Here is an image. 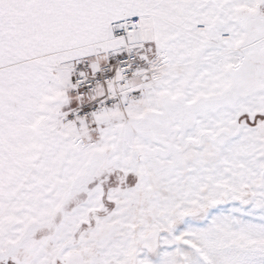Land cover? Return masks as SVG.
I'll return each instance as SVG.
<instances>
[{
	"label": "snow or ice",
	"instance_id": "1",
	"mask_svg": "<svg viewBox=\"0 0 264 264\" xmlns=\"http://www.w3.org/2000/svg\"><path fill=\"white\" fill-rule=\"evenodd\" d=\"M0 264H264V0H0Z\"/></svg>",
	"mask_w": 264,
	"mask_h": 264
}]
</instances>
